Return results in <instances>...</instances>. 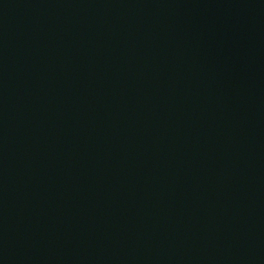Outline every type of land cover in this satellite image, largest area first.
<instances>
[{
  "label": "water",
  "instance_id": "95a60500",
  "mask_svg": "<svg viewBox=\"0 0 264 264\" xmlns=\"http://www.w3.org/2000/svg\"><path fill=\"white\" fill-rule=\"evenodd\" d=\"M0 264H264V0H0Z\"/></svg>",
  "mask_w": 264,
  "mask_h": 264
}]
</instances>
